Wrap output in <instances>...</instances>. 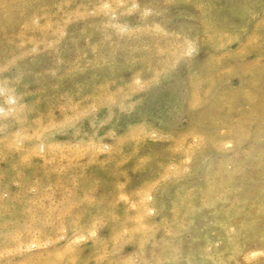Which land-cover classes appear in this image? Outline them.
I'll use <instances>...</instances> for the list:
<instances>
[{
  "label": "rangeland",
  "instance_id": "374dc122",
  "mask_svg": "<svg viewBox=\"0 0 264 264\" xmlns=\"http://www.w3.org/2000/svg\"><path fill=\"white\" fill-rule=\"evenodd\" d=\"M0 264H264V0H0Z\"/></svg>",
  "mask_w": 264,
  "mask_h": 264
},
{
  "label": "bare ground",
  "instance_id": "6f19581e",
  "mask_svg": "<svg viewBox=\"0 0 264 264\" xmlns=\"http://www.w3.org/2000/svg\"><path fill=\"white\" fill-rule=\"evenodd\" d=\"M160 263V262H159Z\"/></svg>",
  "mask_w": 264,
  "mask_h": 264
}]
</instances>
